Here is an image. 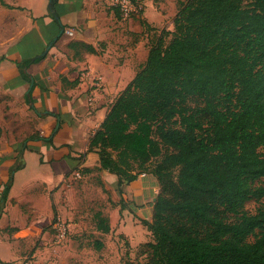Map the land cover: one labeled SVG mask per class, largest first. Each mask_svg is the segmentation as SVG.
Listing matches in <instances>:
<instances>
[{
    "label": "trees",
    "instance_id": "obj_1",
    "mask_svg": "<svg viewBox=\"0 0 264 264\" xmlns=\"http://www.w3.org/2000/svg\"><path fill=\"white\" fill-rule=\"evenodd\" d=\"M42 58L16 62L28 83L23 69ZM88 151L118 177L119 193L141 174L156 178L151 220L141 219L148 264H264V0H178L172 30L151 40ZM93 217L110 231L101 211Z\"/></svg>",
    "mask_w": 264,
    "mask_h": 264
},
{
    "label": "crops",
    "instance_id": "obj_2",
    "mask_svg": "<svg viewBox=\"0 0 264 264\" xmlns=\"http://www.w3.org/2000/svg\"><path fill=\"white\" fill-rule=\"evenodd\" d=\"M145 4L127 20L120 18L111 0H57L51 10L49 0H24L11 7L27 10L31 26L3 51L0 84L21 88L25 99L36 83L31 101H25L36 113L41 139L0 146V197L10 183L0 212V264H21L22 248H31L38 238L49 244L56 219L75 232L83 231L79 186L94 180L116 190L123 204L131 201L129 207L140 220L144 207L137 205L150 197L152 217L156 178L141 174L119 193L118 177L99 169L98 154L88 151L90 137L144 64L150 42L160 32L162 12L151 0ZM63 26L73 35L65 31L59 35ZM72 41L89 44L95 52L72 49ZM38 55L43 58L23 69L30 76L28 83L16 62ZM96 76L102 77L100 87L95 85Z\"/></svg>",
    "mask_w": 264,
    "mask_h": 264
},
{
    "label": "rangeland",
    "instance_id": "obj_3",
    "mask_svg": "<svg viewBox=\"0 0 264 264\" xmlns=\"http://www.w3.org/2000/svg\"><path fill=\"white\" fill-rule=\"evenodd\" d=\"M5 4L17 7L24 0H3ZM163 14L158 30H172L173 18L178 0H151ZM143 8L147 0H141ZM29 23V12L25 9L9 8L0 3V59L6 46L19 34L24 33ZM160 33V32H159ZM37 116L25 101L21 88H8L0 84V146H18L20 142L37 132ZM82 184V182H80ZM84 202L80 209L83 231L75 232L67 225V234L62 242L53 240L45 245L40 238L35 244L24 249L21 264H148L145 243L152 241L151 232L131 211L129 203H122L116 190L109 185L105 188L92 181L79 186ZM158 189L156 191L157 195ZM151 196V195H150ZM150 197L138 204L144 207L143 219H151ZM257 204L249 200L245 204L248 212H254ZM101 211L110 225L108 233L97 231L94 213ZM48 229V227H46ZM54 235L53 229L49 230ZM103 243L96 249L94 241Z\"/></svg>",
    "mask_w": 264,
    "mask_h": 264
},
{
    "label": "built area",
    "instance_id": "obj_4",
    "mask_svg": "<svg viewBox=\"0 0 264 264\" xmlns=\"http://www.w3.org/2000/svg\"><path fill=\"white\" fill-rule=\"evenodd\" d=\"M112 6L116 8L119 13V16L123 20L131 18L133 15L139 14L143 10V4L141 0H111ZM65 33L69 36L73 35L72 29L64 30ZM95 85L97 87L101 86L102 77L96 76ZM76 176H79V172L75 173ZM52 229L54 231L53 241L55 243L62 242L67 234V225L62 222L60 219H56L52 223Z\"/></svg>",
    "mask_w": 264,
    "mask_h": 264
},
{
    "label": "water",
    "instance_id": "obj_5",
    "mask_svg": "<svg viewBox=\"0 0 264 264\" xmlns=\"http://www.w3.org/2000/svg\"><path fill=\"white\" fill-rule=\"evenodd\" d=\"M62 32H63V28H61L59 35H60ZM51 43H52V42H51ZM51 43L48 44V48L51 46ZM29 87H31V84H30ZM30 106H32V104H30Z\"/></svg>",
    "mask_w": 264,
    "mask_h": 264
}]
</instances>
